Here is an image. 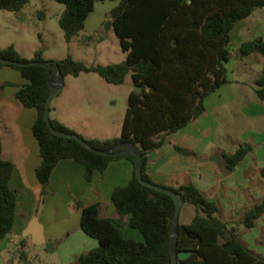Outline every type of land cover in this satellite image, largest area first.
<instances>
[{
	"label": "trees",
	"instance_id": "trees-1",
	"mask_svg": "<svg viewBox=\"0 0 264 264\" xmlns=\"http://www.w3.org/2000/svg\"><path fill=\"white\" fill-rule=\"evenodd\" d=\"M30 0H0V10L20 11ZM65 5L60 26L67 42L85 28L95 11L96 0H53ZM264 8V0H120L103 23L105 30H114L127 52L125 61L108 66H87L68 56L60 61H48L49 66H9L20 71L28 81L17 93L25 108L38 111L33 134L40 145L41 165L36 170L43 187L49 184L52 173L62 160L70 159L85 167V179L93 180L95 172L104 173L109 165L126 158L134 165V174L125 187L115 189L112 202L120 219L100 215V204L82 208L81 229L96 239L99 246L83 253L76 264H172L171 232L176 203L170 195L147 187L138 180L136 157L126 153L124 144L133 143L143 155V178L154 183L148 175L149 154L169 142V137L198 120L206 112L205 99L230 83L227 64L231 59V33L236 24ZM241 56L254 53L264 58V39L244 42ZM0 57L26 62L12 45L0 50ZM34 61H45L43 51ZM59 70L63 76L78 77L95 72L107 83L123 84L129 73L135 87L129 95L128 107L120 137L87 140L57 120L55 128L76 134L92 146L87 148L75 139L52 134L45 120V105L51 92L50 79ZM256 93L264 101V66L256 81ZM4 85H0V93ZM184 156L189 151L176 146ZM251 145L225 153L228 173L252 152ZM0 135V240L13 232L18 206L17 192L11 187L15 166L2 157ZM264 179V168L260 171ZM178 192L186 205L195 208L189 223L181 216L176 231L178 251H192L178 264H264V256L251 250L239 239L236 227L221 218V206L211 201L193 184L171 188ZM182 214V212H181ZM264 215V197L245 209L238 222L252 230ZM128 225L142 233L144 241L124 236L123 218Z\"/></svg>",
	"mask_w": 264,
	"mask_h": 264
},
{
	"label": "crops",
	"instance_id": "crops-1",
	"mask_svg": "<svg viewBox=\"0 0 264 264\" xmlns=\"http://www.w3.org/2000/svg\"><path fill=\"white\" fill-rule=\"evenodd\" d=\"M111 1L114 2L112 6L102 7L105 9V16L120 0ZM97 12L96 7L86 21L82 31L86 38H93L103 27L105 21L102 14L99 17ZM262 29L264 25L261 21L241 20L231 33V43L237 44L240 48L244 42L249 41L243 38L244 33L249 31L255 33L253 40L264 39V36L259 34ZM14 47L23 58L30 60L17 46ZM252 55L258 54L249 56ZM261 74L262 72L243 83L229 76V84L205 99L204 115L172 134L169 142L149 154L147 168L148 175L154 183L171 188L189 184L198 187L208 199L219 202L226 214L232 215V219H228L230 227L239 230L245 229L238 223L242 219L243 206L251 205L255 198L264 194V179L260 173L264 168V155L260 156V152L257 153L259 149L264 148V133H258V137H254V134H257L253 133L262 127L264 129V101L256 98L255 88ZM4 81L14 85L4 87L0 93L2 157L15 166L10 185L18 195L13 233L15 237L25 238L35 245L52 244L62 253L70 254L74 259L71 264H76L83 253L99 246L96 239L89 237L81 229L82 208L79 203L84 206L99 203L101 217L120 219L112 202V195L115 189L130 183L134 165L126 158L114 161L103 174L95 172L93 180L88 182L85 179V167L74 160L66 159L58 164L49 184L43 187L36 175V170L42 162L40 145L33 134L38 111L34 108H25L17 99L18 91L28 81L20 71L9 66L0 69V85L5 83ZM56 111L58 122L82 135L77 126L64 118L61 108ZM239 117L253 127V132L241 133L239 139L235 141L232 130L241 123ZM222 128L224 133H221ZM234 142L240 147L251 145L253 150L234 172L228 173L223 155L236 151L235 148L229 147V144ZM176 146L189 151L192 155H182ZM214 155L222 156L220 165L209 160ZM247 189H250L251 193L246 192ZM263 219L264 215L252 230H259L260 225L264 224V222L260 224ZM122 220L124 225L121 229L124 236L143 242L142 233L128 225L129 217ZM35 241L39 243L36 244Z\"/></svg>",
	"mask_w": 264,
	"mask_h": 264
},
{
	"label": "rangeland",
	"instance_id": "rangeland-1",
	"mask_svg": "<svg viewBox=\"0 0 264 264\" xmlns=\"http://www.w3.org/2000/svg\"><path fill=\"white\" fill-rule=\"evenodd\" d=\"M113 4L111 0H97V15L101 17L102 14L103 20L106 21L109 14L105 16L103 8ZM64 11L65 5L53 0H30L20 11L0 10V50L12 45L17 46L22 54L30 58L28 61H34L36 53L42 50L45 61H60L71 56L87 66H108L126 60L127 52L123 50L114 30L109 31L102 27L91 39L86 38L82 32L71 42H67L60 26V18ZM242 21H261L264 25V8L255 10L250 17ZM254 34L253 31L246 32L243 38L251 41L254 39ZM259 34L264 36V29L260 30ZM230 51L228 76L243 83L263 71L264 58L261 54L243 57L238 45L233 42ZM63 84L62 91L52 103V120H57L56 110L61 108L64 118L77 126L87 140H93L91 138L105 140L121 136L129 95L136 88L131 73L120 85L107 83L95 72L83 73L78 77L66 76ZM1 85L5 88L14 87L8 82ZM256 98L259 99L258 96ZM239 119L241 123L232 130L235 141L239 139L241 133L253 132V127L248 122L242 120V117ZM221 133H224V128ZM253 133L257 134H254V137H258V133H264V129L262 127L261 130ZM229 147L237 150L240 145L234 142L229 144ZM259 152L260 156H263L264 148L259 149L257 153ZM246 192L251 193V190L247 189ZM263 197L264 194L255 198L251 205L245 204L243 213L245 209L258 204ZM220 206L221 218L229 222L228 219H232V215L226 214L221 204ZM193 214H195L194 206L186 205L182 210L181 222L189 223ZM263 222L264 219L260 224ZM237 232L242 242L254 252L264 256V224L260 225L259 230L238 228ZM12 240L16 244H9ZM73 260L70 254L62 253L52 244L35 245L30 240L15 237L13 232L0 240V264H71Z\"/></svg>",
	"mask_w": 264,
	"mask_h": 264
},
{
	"label": "water",
	"instance_id": "water-1",
	"mask_svg": "<svg viewBox=\"0 0 264 264\" xmlns=\"http://www.w3.org/2000/svg\"><path fill=\"white\" fill-rule=\"evenodd\" d=\"M0 63L6 64V65H13V66L41 65V66H45V67L49 66V64H50L48 61L18 62V61H13V60L1 58V57H0ZM49 83L51 86V92H50V95H49V97L46 101V105H45V107H46L45 108V120L48 124L50 131L52 132V134H54L56 136L75 139V140L79 141L81 144H83L84 146H86L87 148L92 149V146L89 143H87L80 136H78L76 134L66 133V132L59 130L53 126L52 119H51L52 103H53L54 99L57 97V95L60 93V91L63 89V86H64L63 76L61 75V73L59 72L58 69L55 72V74L53 75V78L50 79ZM135 92L141 93L142 88L136 87ZM122 147L126 149V151H125L126 153L133 154L136 157L137 162H136L135 173H136V176H137L138 180L140 181V183H142L143 185H145L147 187L155 189L157 191L166 193V194L170 195L171 197H173V199L175 200L176 213H175V219H174L172 232H171L172 264H178L179 260L188 259L193 254V252L192 251H182V252L178 251V233L176 231L177 225L179 224V221H180L182 208L184 206L183 198L181 197V195L178 192H176L172 189H169L163 185L148 182L143 178V155H142V152L137 145H135L133 143H129V144L122 145ZM209 160L220 165L222 162V156L221 155H214ZM35 243L38 244L39 242L35 241Z\"/></svg>",
	"mask_w": 264,
	"mask_h": 264
},
{
	"label": "built area",
	"instance_id": "built-area-1",
	"mask_svg": "<svg viewBox=\"0 0 264 264\" xmlns=\"http://www.w3.org/2000/svg\"><path fill=\"white\" fill-rule=\"evenodd\" d=\"M9 244H16V242L15 241H10Z\"/></svg>",
	"mask_w": 264,
	"mask_h": 264
}]
</instances>
